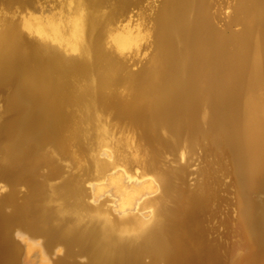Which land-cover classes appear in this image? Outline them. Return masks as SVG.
Segmentation results:
<instances>
[{
    "label": "bare ground",
    "instance_id": "obj_1",
    "mask_svg": "<svg viewBox=\"0 0 264 264\" xmlns=\"http://www.w3.org/2000/svg\"><path fill=\"white\" fill-rule=\"evenodd\" d=\"M3 86L15 117L0 127V264L18 256L14 228L39 264H264V0H0ZM183 133L232 160L234 255L207 236V200L181 192ZM78 142L89 174L62 173L45 197L36 170L62 168L43 149ZM175 147L180 166H159Z\"/></svg>",
    "mask_w": 264,
    "mask_h": 264
},
{
    "label": "rangeland",
    "instance_id": "obj_2",
    "mask_svg": "<svg viewBox=\"0 0 264 264\" xmlns=\"http://www.w3.org/2000/svg\"><path fill=\"white\" fill-rule=\"evenodd\" d=\"M238 28L239 27H235V26L232 27V29L234 30H237ZM138 66L139 64H136L132 66V68L136 69ZM12 87L13 86L0 87V124H1L0 127L1 128L5 126L7 122L9 123L11 120L14 119L12 117L14 116V114L13 113L11 114L12 111L9 112V108L7 107V101L13 93ZM117 134H120V132H117ZM177 140L179 142V145L180 144L182 145L185 143L191 144L190 145L191 149L189 150V152H186L183 150L184 154L187 157L188 166L183 167V170L179 174L180 182L178 183H180V187L182 189L181 192L187 193L188 191L196 190L201 193V196L205 200H207L205 211L202 214V225L206 229L207 236L209 235L208 238L209 237L213 238L217 240L219 243L224 244V245H226L228 242V244H230V247H231L230 251L232 250V255H234L235 253L239 251V249L236 248V245H238V243L241 240L237 234L238 229H236L237 228V224H236L237 215L235 214H237V202H236L237 200L236 199L238 197V187H237V183L234 177V169H233L232 160L226 152H224L220 147L212 144V142L209 141V139L202 140V139L194 138L192 140V143L186 142L188 140V134L183 133L182 135H180V137ZM83 143L78 142L77 145L79 147L78 146L76 147L75 145V147L73 146L72 149L71 148L66 149L65 153H59L57 150H54L53 148L50 149V147L48 146L43 149V152L48 154L47 156L52 162L51 166H53L54 164L53 167L56 170H59V167H60L62 168L61 170L64 171L63 172L59 170V173L61 175L58 173L59 174V175L57 174L58 176L49 177L48 175L49 170L47 166H41L36 170V181L43 182L44 189H45V195H44L45 197L47 196L49 197V192L47 191L48 186L50 185L57 186L58 184L61 183L60 181L65 176V174L63 175L62 173H67L66 176L71 177L72 179L79 180L81 178L79 180L80 182L81 180L85 178L84 173H81L84 170V167H80V164H86V160H87V154H86L87 151H85L83 147L84 146ZM0 144H1V141H0ZM178 149L179 148L175 147L174 149L175 151L170 150V151L163 152L158 165L159 166L168 165L169 167L180 166V163L177 157ZM68 151L70 152L73 151L72 154L74 155L75 160H72V158H68L70 157V153ZM59 154L61 156H59ZM54 157L57 159H54ZM59 157L60 159H58ZM76 157L78 159H76ZM96 157L98 159H103V155L101 153H97ZM83 158L84 160H81ZM76 161H80V164H76ZM73 162H75L74 163L75 165L73 164ZM134 168L136 169L137 172H139L140 170L139 167L136 166ZM191 170H196V173L190 174ZM85 172L87 173L86 175L89 174L88 171H85ZM75 176H77V178ZM14 186H16L14 187V189H16L15 194L16 193L18 194V195L16 194V197H21L23 194L26 193V190H27L26 185L15 184ZM10 187L11 186L7 185V183L0 178V197L5 196L8 193V191H10ZM83 187L88 191L90 188V181L85 180L83 183ZM62 201H63L62 198L55 200L56 203H60ZM87 201L90 202L89 197L87 198ZM4 211L9 212L10 208L6 207ZM20 232L23 234L28 233L18 228H14L11 232L10 237H11L12 242L15 244L17 243L16 244L17 246L19 245L18 246L19 252L17 254L18 256H16V259L12 264H39L36 254H35L36 250L32 249L30 252H26L24 244L20 242L18 236L16 235L17 233H20ZM26 235L30 236L29 234H26ZM50 241L52 242L50 243ZM50 241L46 242L45 238L40 237V242L42 243L43 247L44 245L46 246L48 245L51 249H53V251H54V247L57 250L61 249L59 251L60 253L58 252L57 255H53V253L49 254L51 261L54 262L56 259H58V257L59 258L63 257L62 254L63 253L65 254V251H63L65 249L61 245L59 246V245L54 244L53 240H50ZM46 243H49V244H46ZM76 250H77V246H72V252H75ZM230 256L231 255L226 256V259L230 258ZM73 260L78 264H84L86 262V257L82 255L81 256L77 255L73 257ZM142 261L145 263L148 261V258L145 257L142 259Z\"/></svg>",
    "mask_w": 264,
    "mask_h": 264
}]
</instances>
